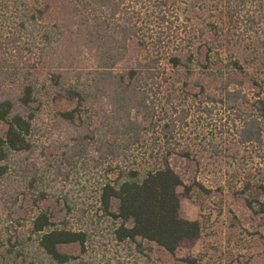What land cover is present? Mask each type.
I'll list each match as a JSON object with an SVG mask.
<instances>
[{
  "label": "trees",
  "instance_id": "trees-1",
  "mask_svg": "<svg viewBox=\"0 0 264 264\" xmlns=\"http://www.w3.org/2000/svg\"><path fill=\"white\" fill-rule=\"evenodd\" d=\"M44 114L98 154V221L121 250L36 209L0 229V264H264V0H0V176ZM204 164L227 169L240 243L174 262L208 220L181 219L177 190L201 208L221 192Z\"/></svg>",
  "mask_w": 264,
  "mask_h": 264
},
{
  "label": "rangeland",
  "instance_id": "rangeland-1",
  "mask_svg": "<svg viewBox=\"0 0 264 264\" xmlns=\"http://www.w3.org/2000/svg\"><path fill=\"white\" fill-rule=\"evenodd\" d=\"M52 109H59V106H51L43 113H50ZM213 115L214 122L218 125V119ZM54 125L57 124L54 123L53 114L39 116L35 124L33 152L18 158L15 164L10 165L9 171L0 176V229L13 223L17 231H27L36 209L48 210L56 222L66 220L76 228L86 229L90 225L91 228L99 229L100 235L94 237V249L99 255L105 253L108 257H113L121 249L116 248L111 241L109 222L104 219L98 221V189L104 182V177L100 167L89 159H97L98 154L91 151L88 154L84 151L80 153L79 150L72 149L75 145L74 129ZM0 129L4 130L5 126ZM85 158L89 159L87 163ZM19 160L25 163L28 171L13 170L18 169ZM33 165L38 171L34 170ZM204 167L205 164L201 167L204 169L202 179L205 186L215 191L220 184L221 192L203 198L206 206L201 208L195 200L196 196L188 198L182 188L177 190L181 219L204 221L205 215L208 220L205 221L200 236L179 243L174 262L198 257H203L206 262L213 256H230L233 246L240 243L239 235L231 224L230 212L234 210V205L231 191L225 183L229 179L227 169L216 171L214 167ZM31 181L33 186L30 187ZM39 192L45 198L34 204L42 198L39 197ZM69 209L70 214H67ZM161 259L169 258L163 256Z\"/></svg>",
  "mask_w": 264,
  "mask_h": 264
}]
</instances>
